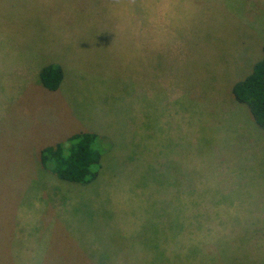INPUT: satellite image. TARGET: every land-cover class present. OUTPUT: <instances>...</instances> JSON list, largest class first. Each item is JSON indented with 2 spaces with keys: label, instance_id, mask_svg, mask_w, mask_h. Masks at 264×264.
<instances>
[{
  "label": "rangeland",
  "instance_id": "1",
  "mask_svg": "<svg viewBox=\"0 0 264 264\" xmlns=\"http://www.w3.org/2000/svg\"><path fill=\"white\" fill-rule=\"evenodd\" d=\"M263 57L264 0H0V264H264ZM82 132L94 181L43 167Z\"/></svg>",
  "mask_w": 264,
  "mask_h": 264
},
{
  "label": "trees",
  "instance_id": "2",
  "mask_svg": "<svg viewBox=\"0 0 264 264\" xmlns=\"http://www.w3.org/2000/svg\"><path fill=\"white\" fill-rule=\"evenodd\" d=\"M43 85L56 90L63 79L59 65L48 64L40 71ZM237 101L248 105L256 123L264 129V57L254 64L249 75L237 81L232 89ZM102 138L94 132L76 133L67 142L50 145L41 151L43 167L71 182L88 184L99 175Z\"/></svg>",
  "mask_w": 264,
  "mask_h": 264
},
{
  "label": "crops",
  "instance_id": "3",
  "mask_svg": "<svg viewBox=\"0 0 264 264\" xmlns=\"http://www.w3.org/2000/svg\"><path fill=\"white\" fill-rule=\"evenodd\" d=\"M50 64H53V63H50ZM47 65H48V64H47ZM45 66H46V65H45ZM43 67H44V66H43ZM43 67H42V68H43ZM42 68H41V69H42ZM40 71H41V70H40Z\"/></svg>",
  "mask_w": 264,
  "mask_h": 264
}]
</instances>
